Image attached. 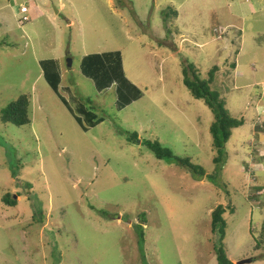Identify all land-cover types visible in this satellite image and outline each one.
Listing matches in <instances>:
<instances>
[{
    "label": "rangeland",
    "instance_id": "obj_1",
    "mask_svg": "<svg viewBox=\"0 0 264 264\" xmlns=\"http://www.w3.org/2000/svg\"><path fill=\"white\" fill-rule=\"evenodd\" d=\"M187 64L215 68L243 121L222 170ZM20 95L30 123L0 120V264H217L226 201L227 258L264 264V0H0V112Z\"/></svg>",
    "mask_w": 264,
    "mask_h": 264
},
{
    "label": "trees",
    "instance_id": "obj_2",
    "mask_svg": "<svg viewBox=\"0 0 264 264\" xmlns=\"http://www.w3.org/2000/svg\"><path fill=\"white\" fill-rule=\"evenodd\" d=\"M172 14L175 15V12H168L165 14L164 18H167V15ZM165 22V20H164ZM186 70L187 72L190 71V65L187 64L185 68L182 70L183 79L182 83L185 86V88L189 91L191 96L196 100H202L205 106L211 111L213 115V121L211 125L209 126V133L211 136V145L212 148L215 150V157L212 159V162L217 166L220 167L222 170V164L225 163L227 153L225 151L226 143L228 142L231 131L234 129H237L243 125V121L232 119L229 117L227 111L225 110V103L220 97L209 90V84L212 81V72L215 70L213 68L211 72L209 73L208 81L206 80H200L196 73L193 71H190V77H186ZM125 80V79H124ZM47 83H50V80H46ZM53 86L54 84L51 83ZM127 88V91L133 92L132 85L125 84L123 88ZM138 91V88H137ZM125 102H128L125 101ZM28 106H29V96L28 95H20L14 102L7 105L1 112H0V120L4 123L12 124L16 127H21L24 125H28L30 123V117L28 112ZM138 138V134L133 132L131 133L127 140L131 143L136 142ZM147 148L153 153L155 158L158 160H166L170 161L173 159V153L170 149L162 147L157 142L151 143V142H145ZM176 161H178V164L182 167H187L193 174H198L199 177L204 176V172L196 168H192L189 164V159L184 158L180 159L178 158ZM217 178L216 174L209 175L207 177V180H214ZM2 202L4 205L8 207H13L16 204L15 200H12L10 198L9 194H5L3 196ZM228 204L227 206L224 205H218L216 206L212 212L210 213V226H211V233L214 235H218V238L216 239V243L214 246H212L215 260L217 264H233L226 256L225 251L223 249V238L225 234V228H226V222L224 219V216L227 212L231 213L232 209L229 208L231 205L230 201H226ZM34 218V217H33ZM139 243H142L144 241L143 239V233H139ZM264 242V217L261 224V236H260V245ZM259 246V244L257 245Z\"/></svg>",
    "mask_w": 264,
    "mask_h": 264
},
{
    "label": "water",
    "instance_id": "obj_3",
    "mask_svg": "<svg viewBox=\"0 0 264 264\" xmlns=\"http://www.w3.org/2000/svg\"><path fill=\"white\" fill-rule=\"evenodd\" d=\"M66 64H67V67H70V64H71L70 59L67 60ZM245 263H249V261L248 260L242 261L240 264H245Z\"/></svg>",
    "mask_w": 264,
    "mask_h": 264
},
{
    "label": "built area",
    "instance_id": "obj_4",
    "mask_svg": "<svg viewBox=\"0 0 264 264\" xmlns=\"http://www.w3.org/2000/svg\"><path fill=\"white\" fill-rule=\"evenodd\" d=\"M20 12L21 13H26L27 11H26V8L25 7H22L21 9H20Z\"/></svg>",
    "mask_w": 264,
    "mask_h": 264
}]
</instances>
